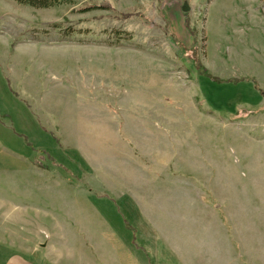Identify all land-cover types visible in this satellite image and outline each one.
<instances>
[{
  "label": "rangeland",
  "instance_id": "obj_1",
  "mask_svg": "<svg viewBox=\"0 0 264 264\" xmlns=\"http://www.w3.org/2000/svg\"><path fill=\"white\" fill-rule=\"evenodd\" d=\"M57 1L0 0V192L46 175L53 264H264V0Z\"/></svg>",
  "mask_w": 264,
  "mask_h": 264
},
{
  "label": "crops",
  "instance_id": "obj_2",
  "mask_svg": "<svg viewBox=\"0 0 264 264\" xmlns=\"http://www.w3.org/2000/svg\"><path fill=\"white\" fill-rule=\"evenodd\" d=\"M176 1L161 2L164 15L168 12L166 18L172 32L178 30L175 13L179 5ZM45 176L25 175L30 188H4L0 192V258L3 264H53L48 255L49 245L57 236L52 229L59 226V222L53 214L57 211L54 195H42L54 191L44 184Z\"/></svg>",
  "mask_w": 264,
  "mask_h": 264
},
{
  "label": "trees",
  "instance_id": "obj_3",
  "mask_svg": "<svg viewBox=\"0 0 264 264\" xmlns=\"http://www.w3.org/2000/svg\"><path fill=\"white\" fill-rule=\"evenodd\" d=\"M21 5H27L32 8H49L58 3L57 0H12Z\"/></svg>",
  "mask_w": 264,
  "mask_h": 264
},
{
  "label": "water",
  "instance_id": "obj_4",
  "mask_svg": "<svg viewBox=\"0 0 264 264\" xmlns=\"http://www.w3.org/2000/svg\"><path fill=\"white\" fill-rule=\"evenodd\" d=\"M182 11L183 12H187L188 11V7H187L186 3L183 5Z\"/></svg>",
  "mask_w": 264,
  "mask_h": 264
}]
</instances>
